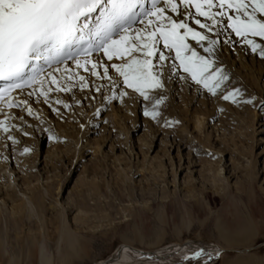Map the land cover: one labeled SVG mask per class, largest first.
Masks as SVG:
<instances>
[{"label": "rangeland", "instance_id": "1", "mask_svg": "<svg viewBox=\"0 0 264 264\" xmlns=\"http://www.w3.org/2000/svg\"><path fill=\"white\" fill-rule=\"evenodd\" d=\"M53 71L51 80L58 86L68 87L65 80L57 79L56 73L59 74L60 70ZM123 84L124 79L118 81L110 97L101 89L91 99L77 97L76 92L70 96L68 92L72 89L58 96L46 93L45 97L37 96L39 103L35 106L22 101L24 93H19L14 113L8 110L6 113L0 108V139L10 135L14 140L18 138V130L7 124L17 125L20 130L17 145L23 140L27 142L24 147L20 146L22 154L32 155V158L37 155L34 162L36 179L33 175L29 188L34 186L45 196V206L37 208L26 198L28 194H20L24 185L8 171L14 162L11 151L19 146L11 149L8 139L1 143L0 160H6L9 165L8 169L0 171V175L9 179L4 181V185L0 183V187L5 189L7 183H10L9 187L13 185L26 210L16 221L9 203L1 207L0 239L4 253L0 256V264H9L10 259L17 264H40L36 248L41 244H44L45 253L51 258L53 256V264H61L56 258L58 222L55 219L62 208L68 221L72 217L88 215L94 222L98 219L104 221L106 217L114 222L110 227L106 225L94 232H82L90 241L88 253L69 264H92L120 245L122 234L132 239L134 226L145 243L153 240L159 227L163 235L161 245L184 241L220 244L213 227L215 220L232 223L239 207L248 211L257 230L249 250L240 254L223 251L214 261L201 264H223V261L245 254L253 255L264 263V105L261 104L264 101V84L260 83L262 89H258L260 86L250 89L246 83L243 84V88L234 91L235 103L232 99L226 100L228 108L224 111L216 109L210 118L204 117L203 125L197 129L191 120L188 121L190 116H186L182 122H186L187 132H180L176 123L178 117L170 122L165 112H159L155 118L145 115L148 112L145 108L147 99L138 92L134 113L126 110L131 106L129 103L118 107L119 100L123 98L125 102L126 95L121 93L131 94L127 89L123 91L127 86ZM157 89L168 93L164 87ZM86 90V93L90 92V88ZM32 92L28 91L31 102ZM146 92L149 94V89ZM71 97L76 101L74 108L69 100ZM194 97L196 101L200 98L199 95ZM248 100L252 102L246 103ZM61 103L64 107L60 106ZM42 121L52 127L50 131L41 127L35 131L32 124L38 122L40 126ZM56 122L71 125L67 127L68 132L71 128L70 138L59 134L54 128ZM77 125L81 131L75 136ZM76 138L81 146L74 143ZM24 148L29 151L25 152ZM3 149H7L6 154ZM11 177L15 180L12 181ZM126 186L131 187L126 189ZM47 188L49 194L46 193ZM166 195L165 202L158 198ZM114 197L119 199L120 205L113 203ZM196 200L198 202L194 203ZM162 206L166 215L165 222L160 224L156 210ZM103 214L106 215L104 220ZM123 214L130 219L122 221ZM182 219L189 220L188 229L181 227ZM178 231L180 234L177 236ZM133 244L145 249V244ZM29 245L34 247L30 256L27 253Z\"/></svg>", "mask_w": 264, "mask_h": 264}, {"label": "bare ground", "instance_id": "2", "mask_svg": "<svg viewBox=\"0 0 264 264\" xmlns=\"http://www.w3.org/2000/svg\"><path fill=\"white\" fill-rule=\"evenodd\" d=\"M176 3L179 8V12H172L171 7H166L163 3L156 5V8H165L164 14L166 16L171 15L173 19L179 20L184 18L185 22L188 23L190 27L195 28L196 31L201 32L211 40L216 41V44L212 47L211 51H205V49L209 46L208 41H201L198 43L197 40L192 39L191 33L188 34L186 39V43L195 49L198 56L204 57L211 64L210 71L212 72V75L207 82L209 84H213L216 80H220V87L217 88L219 91L217 92L216 89L215 94H213V92H210L204 87L203 83H197L193 79L192 81L190 79L191 76L189 74L188 75L190 77L186 75L187 73L184 71L181 61L176 58L175 50L165 48L163 46V42H161L157 45V47L163 51L164 55L168 57V59L165 61H160L158 59V54L148 57L147 59L151 60L153 65L152 74L158 77L160 87L166 88L169 94L164 90H158L157 88L159 87H146V89H149L148 95L151 97V99L146 100L147 102H145V108L149 113L165 112L167 115H169L170 122L171 119H177L176 117H178L176 123H178V127L181 129L180 132H187L188 127L186 122H182L183 118L186 116H190L188 117V121L191 120L193 127L197 129L199 128V125H203L201 124V121L204 117L210 118L215 113L216 109L220 108L222 111H224V109L228 108V102L223 99L224 95L228 93L234 94V91L236 89L243 88V84L245 83V85L250 86V89L255 87L258 88L260 83L264 84V55H261L259 48H257L256 51H253V45L247 43V40H253L255 41L256 45H264V38L253 36L251 33H249L246 38L237 35L232 28L227 26L229 23H231V21L228 20V15L215 16V19L219 21V24H215L211 19L199 16L195 7L189 8V6L186 4H180L179 0H176ZM141 10L149 12L155 11L156 9L153 8L152 0H142V9L139 7L137 8V11ZM249 10H251V8ZM212 11L218 12L220 9L214 7ZM224 11L228 14H232L233 17L235 16V13H233L232 10L228 9L227 7H225ZM181 13H183V16H181ZM189 13H191L193 19H186L189 16ZM256 17L257 19L264 18L259 12L256 13ZM196 18L200 19L202 23L209 25V28H200L199 25L195 24ZM161 23L167 24L168 22L166 20L160 21L155 16H149L145 14L137 19V25L135 24L130 27L125 26L120 35L127 36L129 39H133L137 33L147 36L149 33L155 32ZM181 32H183V29H181ZM116 38L118 37H113V39ZM46 54L47 53H45L44 56H46ZM186 55L191 56V52H187ZM135 56L140 59H145V56L140 51H137ZM128 59H130V57L126 58L125 56L124 58H118L114 55L113 58L109 60L104 54V50L101 48L99 50L93 51L90 57L74 60L73 62L71 61L73 63L72 65L59 62H50L44 66L37 65V67L41 70L34 77V79L27 83L24 89L18 92H11L7 97L2 98L9 99V102L3 106L0 105V108H3L6 113V110L13 112L14 106L17 103L15 100L19 93H24V97H21V100L30 106H35L37 103H39L38 98L40 96L45 97L46 93L58 96L60 93H67V91L70 89H72V91L70 90V92H68L70 96L73 95V92H76L78 93L77 97L79 96L82 98L91 99L93 96H96L100 89L103 90L104 94L109 96L112 88L118 83V81L124 79V77L120 76L119 73L114 68H112V65L123 64L127 62ZM161 65H163V67H161ZM105 68L108 69L107 75H105ZM54 69L60 70L59 74H57L58 72L56 73V75H58L57 79L63 81L65 80L68 83V87L58 86L57 82L56 84L53 82V80H51V75L53 74L54 76ZM215 69H219V72H215ZM81 77L84 78L83 81H81ZM221 77H226V79H221ZM29 86L31 87L29 88ZM127 87L128 86L124 87L123 91L127 89L131 92V94L125 96V102L123 101V98L122 100H119L118 107H123L126 105V103H129L131 106L126 108V110H130V112L134 113L138 99L137 93L132 88ZM89 88L91 94L90 92H85V90ZM258 89H262V87L260 86ZM30 90L33 91L32 102L29 100L30 96L28 95V91ZM196 95H199L201 99L199 98V100L196 101V97H194ZM37 96L39 97L37 98ZM74 99L75 98L72 99V97L69 99L73 108L76 107V101ZM157 100H159L160 103L157 104ZM96 103L98 104V102ZM139 104L140 102L138 105ZM60 106L64 107L62 103ZM38 125V122L32 124V127L35 128V131H38V127L44 128L43 130L46 131H50L52 128L49 124L44 122L41 123L40 126ZM7 126L18 130V138L15 140H9V136L6 138L2 137V139H0V144L4 143L8 139L7 143H10L11 149L12 146H19L14 147L12 149L13 151L10 149L13 155V158H11L14 162H12L13 165L9 167L8 171L12 172L14 177H18L20 184L24 185V188L21 189L20 194H28L26 198L37 208L42 207L43 205L45 206L43 202L45 196L41 192L37 191L38 188L34 186L29 188L31 180H33L37 174V170H35L36 168L34 167V162L37 161V155H33L35 158H32V155L29 156L22 154V148L20 146L24 147L27 142L23 140L24 142L20 143V145H17L20 130L16 128V124H7ZM69 126L71 125L64 126L61 125V123L56 122L54 128L59 131L60 135L62 134L68 138L70 136L69 134L71 129L70 128L68 132L67 129ZM75 128V136L80 135V126H78V128L75 126ZM10 136L12 137V135ZM150 136L152 135L150 134ZM74 143L78 146H81L78 138L74 139ZM2 145L4 146V144ZM56 146H59V144ZM72 146H74L73 143ZM6 150L3 149L2 151L6 154ZM51 154L53 155V152H51ZM24 163L26 164L23 165ZM8 165L9 164L6 160H0V171L3 169H8ZM18 167L19 169H17ZM54 174H52V177ZM33 175L34 177L32 178ZM8 179L9 177L6 175H0V183H2L1 185H4V181L7 182ZM11 179L12 181L15 180L13 177H11ZM9 184L10 183L6 184L5 189L0 187V200L2 201V204L0 202V210L2 205L9 203V205H11L10 210L13 215V219L19 221L24 215L26 206L23 199L21 200L17 198L18 191L16 192L14 189L15 187L13 188L12 185L11 188L9 187ZM130 187L131 186H126V189H129ZM46 193L49 194L48 188L46 189ZM158 198L163 200L162 202H165L167 201L168 195L160 197L158 196ZM196 202H198V200L194 201V203ZM113 203L120 205L119 199L115 197L113 199ZM143 205H146V203ZM63 213L64 211L62 208V212L55 219L56 222H58L56 226L57 238L55 240V249L57 254L56 258L61 264H69L73 259L81 258L88 253L87 251L90 241L88 238H86L85 234H82V232H94L102 226L105 227L108 225L110 227L114 223L113 221L108 220L105 214H103L102 218L106 217V220L103 218L106 224H103L104 221L100 219L94 222L93 219H91L88 215L72 217L71 221H68V219L66 220V217ZM165 215L166 211L164 206H162L161 209L156 210V219L160 224L165 222ZM121 218L122 221H127L130 219L126 217L125 214H123ZM77 222H79V224H76ZM92 222L95 224L92 225ZM180 225L181 227L183 226L188 229L190 226L189 220L186 222L182 219ZM213 227L216 233V238L220 244L208 241H184L182 243L176 242L161 245V241L163 239L161 228L159 229L158 227L156 232H154L155 236L153 240L145 243L142 234H140L137 227L134 226L132 239H129L122 234L120 237L121 244L118 245L106 257L99 259L92 264H201L202 262H208L210 260L214 261L216 258H219L220 255H222L223 251H236L239 254L241 252H247L249 250V246L257 236V230L254 227L248 211L246 212L240 207L234 213L232 223H222L220 220L216 219ZM179 234L180 232L178 231L177 236ZM134 242L145 244V249L136 247L133 244ZM2 246L3 243L0 239V256L4 253ZM32 249H34L33 246L29 245L27 247L28 256L33 254ZM36 249L37 260L40 262V264H53V256L51 258V256L45 253L44 244H41ZM197 252H199L200 255L194 256V254ZM8 263L17 264V261L10 259ZM223 264L264 263H262L253 255L245 254L237 255L225 262L223 261Z\"/></svg>", "mask_w": 264, "mask_h": 264}, {"label": "snow or ice", "instance_id": "3", "mask_svg": "<svg viewBox=\"0 0 264 264\" xmlns=\"http://www.w3.org/2000/svg\"><path fill=\"white\" fill-rule=\"evenodd\" d=\"M152 3L156 10L145 12L137 11L138 7L142 9V0H0V81L4 84L0 87V94L21 88L34 79L41 70L35 62L41 59L45 63L49 61V57L44 56L46 52L71 55L74 50L87 53L102 48L109 60L114 55L118 58L130 57L123 64H113L112 68L124 77V83L129 88L145 99H151L146 87H160V83L158 77L152 74L153 65L147 58L158 54L160 61L168 59L157 47L161 42L165 48L175 50L176 58L194 81L203 83L205 88L215 94V90L220 87V80L213 84L207 82L212 75L211 64L204 57L198 56L195 49L186 43V39L191 33L192 39L198 43L208 41L209 46L205 51H211L216 41L190 27L184 18L173 19L171 15L164 14L165 8H156V5L163 3L166 7L170 6L172 12H179L176 0H152ZM179 3L189 8L195 7L199 16L211 19L215 24H219L215 16L228 15L231 23L227 26L243 38L249 33L264 38V18L256 17L257 12L264 17V0H179ZM214 7L220 11L213 12ZM225 7L231 9L235 16L226 13ZM145 14L168 23H161L155 32L147 36L137 33L133 39H129L120 35L126 25ZM186 19H193L191 13ZM195 24L202 29L209 28L198 18ZM247 43L253 45V51L259 48L261 55H264V45H256L253 40H247ZM137 51L142 52L145 59L136 57ZM187 52H191V56L186 55ZM214 71L219 72V69ZM107 72L105 68V75ZM80 79L84 80L83 77ZM223 99L236 102L233 93L224 95ZM261 104L264 105V101ZM145 115L155 118L158 113L145 112ZM4 130L7 131V128ZM8 139L12 140L13 137L9 136ZM24 151L28 152L29 149L25 148ZM199 255V252L194 254Z\"/></svg>", "mask_w": 264, "mask_h": 264}]
</instances>
